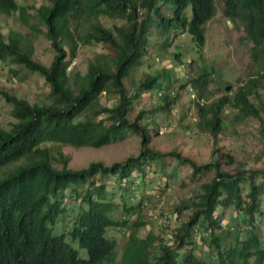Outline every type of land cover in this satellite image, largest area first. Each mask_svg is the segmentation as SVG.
<instances>
[{
    "label": "trees",
    "instance_id": "1",
    "mask_svg": "<svg viewBox=\"0 0 264 264\" xmlns=\"http://www.w3.org/2000/svg\"><path fill=\"white\" fill-rule=\"evenodd\" d=\"M187 6L191 7L189 20L184 16ZM13 12L26 28L36 30L32 19L42 23L55 53L48 65L42 64L32 58V39L27 34L11 29L5 37L0 28V61L13 65V74L25 69L40 75L49 88L42 104L0 90L14 119L7 129L0 125V264H264V247L255 231L256 217L264 214V166L225 171L213 158L196 164L175 150H154L149 147V128L140 122L144 111L133 120L128 117L143 93L162 86L159 73H148L131 92L125 84L132 68L146 55L151 27L162 31L181 26L202 47L205 24L216 14L215 0H44L32 14L16 0H0L1 14ZM223 14L234 24H242L251 42V56L264 71V0H224ZM101 16L122 23L106 27ZM97 44L108 52L96 53L84 74L70 76L68 56L74 57L79 45ZM168 74L163 68L162 76L167 79ZM208 81V73L199 71L189 82L202 95ZM254 81L249 79L232 96L226 92L208 104L195 102L197 126L216 138L226 105L233 108L236 121L258 117L264 102L259 99L256 106L249 99ZM101 94L117 95L118 102L101 105ZM174 95H163V105L155 111L168 108ZM255 96H259L257 91ZM128 133L139 136V152L110 165L95 161L81 169L67 168L68 158L59 149L64 144L99 148L125 139ZM168 158L190 167L192 177L211 170L214 176L193 199L182 203L181 211L188 209L189 214L173 235L175 244L153 246L161 241L158 236L139 235L145 222L140 214L142 199L132 202L134 173H144L152 165L161 172ZM58 162L61 168L55 165ZM105 178L121 186L120 203ZM67 199L76 204L70 206ZM229 207L243 213L248 227L244 236L240 230L232 236L230 227L225 240L215 231L222 220L217 209ZM68 210L69 229L59 233L58 221ZM136 210V218L129 221ZM111 227L128 231L119 259L116 241L106 235ZM195 231L206 233L201 239L211 258L194 254ZM66 238L85 249L86 257ZM182 249L185 254H180Z\"/></svg>",
    "mask_w": 264,
    "mask_h": 264
},
{
    "label": "rangeland",
    "instance_id": "2",
    "mask_svg": "<svg viewBox=\"0 0 264 264\" xmlns=\"http://www.w3.org/2000/svg\"><path fill=\"white\" fill-rule=\"evenodd\" d=\"M16 1L19 5L28 6L30 14L33 13L34 8L44 3V0ZM215 5L216 14L205 24V42L202 47H198L187 30L181 26L162 31H157L155 25L151 27L146 55L141 64L132 68L130 75L125 79V84L131 92L148 73H159L162 86L143 93L133 103V110L128 117L133 120L140 110L144 111L140 122L147 124L151 139L149 147L154 150L161 152L175 150L196 164L207 163L213 158L218 162L219 168L225 171L263 168L264 111L258 117L236 121L233 118L235 114L233 108L230 105L224 106L223 127L216 138L202 131L196 124L198 119L195 102L208 104L226 92L232 96L237 89L247 84L249 79L256 80L250 83L249 99L256 106L259 104V99L264 102V71L259 70L258 64L251 56V42L242 24L240 22L234 24L223 14L224 0H215ZM184 16L186 20L190 19V6L184 10ZM99 20L106 27L122 23L120 19L105 16H101ZM32 22L35 23L36 30L24 27L17 12L11 15L0 13V28L5 37L11 29L27 34L32 39V58L48 65L55 52L44 34V25L36 19H32ZM30 33L35 36H30ZM107 52L108 50L101 44L79 45L74 57L68 56L69 75L72 76L75 72L84 74L88 62L96 53ZM11 67L14 68L13 65L0 61V90L25 98L30 103H45L49 88L43 77L25 69H20L17 74H13L10 71ZM163 68L169 72L165 76L167 79L162 76ZM199 71L207 72L209 77L207 89L202 91V95H198L189 82ZM258 71L263 76H260ZM181 85L184 86L180 88ZM227 86H229L228 90H226ZM158 91L162 92L161 96L156 94ZM171 91L175 92L174 102L166 109L155 111L157 105H163V95H168ZM256 91L259 94L258 97L255 96ZM149 93L152 95L150 96ZM117 102V95L101 94L99 97L101 105L111 106ZM10 111L11 105L6 103L0 95V125L6 129L14 121ZM47 145L51 144L47 143ZM59 149L68 158L67 168L76 170L95 161L110 165L128 156H134L139 152L140 138L136 134L128 133L125 139L99 148L64 144L60 145ZM166 161L161 172L155 171V166L152 165L145 168L144 173H134L136 177L132 188L134 190L132 202L136 203L142 199L140 214L145 222L139 230V235L144 237L148 233H153L158 236L161 241L155 242L153 246L157 243L175 244L173 235L187 220L189 214L188 209L181 211L182 203L193 199L200 191V186L214 176V171L211 170L206 174L192 177L190 167L187 165L178 164L170 158ZM55 165L61 168V162ZM104 182L108 189L114 187L116 194L114 200L120 203L121 198L118 195L123 190L118 182L112 178H105ZM65 202L70 206L76 204L72 199H67ZM70 206L67 207L70 208ZM261 209L263 210L264 206ZM71 212L75 213V208ZM137 214V210L132 212L129 221H133ZM217 215L221 216L222 220L221 227L215 231L218 234L222 233L223 238L228 236L226 230L230 227L232 236L239 230L240 235L244 236L241 230H245L248 226L244 222L243 213L229 207L225 210L218 208ZM69 216L70 210L58 221L59 233L67 232L69 229ZM255 225V231L264 247V217L258 215ZM106 235L116 241V255L119 259L128 231L125 228L111 227L107 229ZM205 235L204 232L195 231L192 237L193 252L197 256L211 258L209 247L201 239ZM66 240L79 251L81 257H86L85 249L80 248L76 241L68 238ZM180 254H185V250L182 249ZM250 262L252 263L251 259Z\"/></svg>",
    "mask_w": 264,
    "mask_h": 264
},
{
    "label": "built area",
    "instance_id": "3",
    "mask_svg": "<svg viewBox=\"0 0 264 264\" xmlns=\"http://www.w3.org/2000/svg\"><path fill=\"white\" fill-rule=\"evenodd\" d=\"M173 93H174V91H171V92H170L171 95H173ZM156 94H157L158 96H161V95H162V92H161V91H158ZM151 95H152V93L150 94V96H151ZM263 217H264V214H263ZM231 229H232V228H231ZM246 229H247V228H245V230H246ZM245 230H241V232L244 233Z\"/></svg>",
    "mask_w": 264,
    "mask_h": 264
},
{
    "label": "water",
    "instance_id": "4",
    "mask_svg": "<svg viewBox=\"0 0 264 264\" xmlns=\"http://www.w3.org/2000/svg\"><path fill=\"white\" fill-rule=\"evenodd\" d=\"M228 89H229V86L226 87V90H228Z\"/></svg>",
    "mask_w": 264,
    "mask_h": 264
}]
</instances>
